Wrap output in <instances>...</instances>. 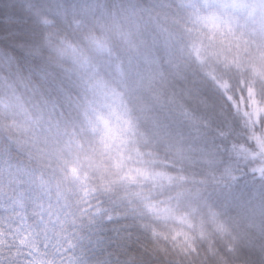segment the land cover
Returning <instances> with one entry per match:
<instances>
[{
	"label": "clouds",
	"instance_id": "clouds-1",
	"mask_svg": "<svg viewBox=\"0 0 264 264\" xmlns=\"http://www.w3.org/2000/svg\"><path fill=\"white\" fill-rule=\"evenodd\" d=\"M0 264H264V0H0Z\"/></svg>",
	"mask_w": 264,
	"mask_h": 264
}]
</instances>
